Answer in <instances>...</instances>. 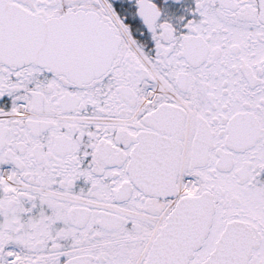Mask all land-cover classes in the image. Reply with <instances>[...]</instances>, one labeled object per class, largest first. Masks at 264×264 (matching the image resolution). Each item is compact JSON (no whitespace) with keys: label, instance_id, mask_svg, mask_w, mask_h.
<instances>
[{"label":"snow or ice","instance_id":"6c2138e0","mask_svg":"<svg viewBox=\"0 0 264 264\" xmlns=\"http://www.w3.org/2000/svg\"><path fill=\"white\" fill-rule=\"evenodd\" d=\"M0 264H264V0H0Z\"/></svg>","mask_w":264,"mask_h":264}]
</instances>
